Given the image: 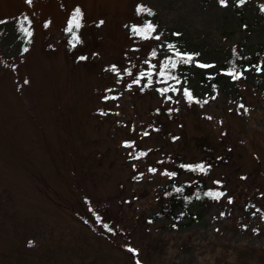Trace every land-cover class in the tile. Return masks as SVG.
<instances>
[{"label":"rangeland","instance_id":"1","mask_svg":"<svg viewBox=\"0 0 264 264\" xmlns=\"http://www.w3.org/2000/svg\"><path fill=\"white\" fill-rule=\"evenodd\" d=\"M259 51L264 0H0V264H264V64L228 75ZM205 137L230 156L213 171L227 194L155 219L168 177L151 165L203 158Z\"/></svg>","mask_w":264,"mask_h":264},{"label":"trees","instance_id":"2","mask_svg":"<svg viewBox=\"0 0 264 264\" xmlns=\"http://www.w3.org/2000/svg\"><path fill=\"white\" fill-rule=\"evenodd\" d=\"M245 62H247L246 65L248 64L254 65V63L264 64V52L259 51L258 54L254 53L249 58L247 57V60H244L242 64L241 62L238 63L236 59H233V61L229 62L228 64L229 69L233 72L234 71L239 72L240 69H242L243 67L242 65L245 64ZM137 66H140V64H137ZM179 69L180 67H178L177 63L175 68H171L168 71H165V69L163 68V70L165 71V75L163 77H168L170 75L176 76ZM147 72L148 71H146L145 74H147ZM151 73H152L151 76L154 77V73L156 72L153 73L151 71ZM140 74L138 73L139 76ZM146 77L147 76L145 75L144 77L141 78L140 76L139 78L141 86L143 88L146 87V83H148V79H146ZM128 81L130 80L128 79ZM192 101L194 100L191 99L189 103H192ZM194 105L195 103H192V105L189 107H192ZM164 111L167 112L168 114L167 117H169L171 120L172 118L178 119L177 114L172 110L165 109ZM179 120L180 122L182 121L181 118ZM152 126L153 127L151 129L160 132L166 137L169 136L172 139L178 138L177 137L178 135L175 134L174 131H167L168 124H164L163 122H161L158 125L155 126L152 125ZM182 126L183 125L181 124V127ZM201 144L202 147H205L204 148L205 155L201 159H197L195 161H188L186 160L185 156H183L181 153L176 152L173 154H169L161 159H158L155 162L158 167L156 166L153 167V165H151L152 169L155 170H158L160 169V167H163L162 175L168 177V180L164 182V187L161 192L162 194L160 193L159 195L160 210L157 213H155L154 215L155 219L160 217L161 219H165L173 222V224H175L176 226L182 220H187V219L195 220L200 216V215L195 216L192 213V210L196 204H199L201 206H207L208 203L218 200L210 196H207L206 195L207 192L219 191V192H223L225 195L227 194L228 182L224 181L223 180L224 178L223 179H218L216 177L213 178V171H215L218 168V166H220L221 164L224 163L226 164L230 156L227 155L226 157L222 153L215 154V151H210V149L213 150V146L209 144V140L206 137L201 140ZM141 152L151 155L149 152H145V151H141ZM141 152H134V153L140 154ZM198 164H203L206 167L207 169L206 173H202L199 171H192L191 168L189 167H182V165H184V166H191L194 168ZM166 173H175V175L170 176L167 175ZM210 180H213V182L211 183ZM177 188H181L182 191L177 192L176 191ZM97 217H99L101 223L108 226L109 223L106 220H103V215H101V213L100 214L97 213ZM84 221H86L88 225L90 224L95 229H97L93 221H88V220H84ZM131 254L134 255L132 252Z\"/></svg>","mask_w":264,"mask_h":264},{"label":"snow or ice","instance_id":"3","mask_svg":"<svg viewBox=\"0 0 264 264\" xmlns=\"http://www.w3.org/2000/svg\"><path fill=\"white\" fill-rule=\"evenodd\" d=\"M28 2L31 3L32 0H28ZM219 2L221 3V5L227 6V0H219ZM245 2H246V0H239V3L241 5H243ZM144 11H149V14H151L150 10H148V9H145V8H142V7L137 8V12L138 13L144 12ZM81 21H82V12H81V10L79 8H76L75 11L72 13L71 19L68 21V27H67L66 31L69 32V33H73V29L74 28L76 30H79L82 27ZM103 23H104L103 20L99 21V25H102ZM24 31L26 33H28V30L27 29H24ZM132 31L135 34L140 35L142 38L147 39L148 38V34L151 33V32H153V31H155V28H154V25L153 24L149 23V24L145 25V27L142 28V29L141 28L134 27L132 29ZM28 34H30V33H28ZM156 39H159V37L157 36ZM72 40L75 41L76 43H78L79 42V37L75 33H73ZM73 47H75V43H73ZM168 47L171 49L174 46L173 45H169ZM25 51H27V49H25ZM152 55L155 56L156 53L153 52ZM176 55L180 57V61L183 62V63L192 62L193 59H194V57L192 55H188V54H181V53L177 52ZM79 59L80 60H86L87 57L81 56ZM169 63L171 64V67L172 68H175L176 67V63L175 62L169 61ZM198 66L201 67V68H209V67H212V65H208V64H199ZM167 67H168V64H165L163 66L164 69H166ZM257 70L259 71V69H257ZM112 71H114V72L116 71L115 66H113ZM128 74L129 75H132L131 72H129ZM151 75H152V73H151V71H149L147 73V76L148 77H151ZM160 75L161 76H164L165 75V71L164 70H161ZM228 75L232 76L233 79H239L242 76V73L239 74V75H237L235 72L230 71L228 73ZM140 76H141V78L144 77L145 76V73H141ZM25 83H28V81H25ZM134 83L139 84L140 83V80L139 79H136V80H134ZM151 83H152V81H151V79H149L148 80V84L151 85ZM129 87H131V85H129ZM159 91L161 92V94H164V93L168 92L169 89L168 88H163V89H159ZM184 95L189 100L192 99V96H191V94L189 92L185 91L184 92ZM205 103H207V101H205ZM241 107H243V105H241ZM145 135H147V133H145ZM140 155H144V153H141ZM182 167H189V168H191L192 171H199V172H202V173H206V171H207L206 167L203 164H198L194 168L191 167V166H184V165H182ZM150 171H153L154 172L155 169H150ZM166 174L167 175H170V176H174L175 175V173H166ZM176 191L177 192H181L182 189L181 188H177ZM206 195L207 196H210V197H212L214 199H219V198L223 197L225 194L223 192H219V191H209V192L206 193ZM229 202H231V201H229ZM97 220H99V217H97ZM105 227H107V226L105 225ZM128 250L131 251V252H134L135 251L134 249H131V248L128 249Z\"/></svg>","mask_w":264,"mask_h":264}]
</instances>
